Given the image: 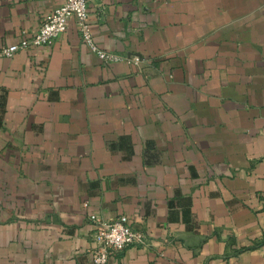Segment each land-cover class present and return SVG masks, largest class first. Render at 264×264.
Instances as JSON below:
<instances>
[{
	"label": "crops",
	"instance_id": "crops-1",
	"mask_svg": "<svg viewBox=\"0 0 264 264\" xmlns=\"http://www.w3.org/2000/svg\"><path fill=\"white\" fill-rule=\"evenodd\" d=\"M63 1L0 0V46ZM88 10L119 61L74 19L0 58V264H92L90 215L146 233L109 264H264V0Z\"/></svg>",
	"mask_w": 264,
	"mask_h": 264
},
{
	"label": "built area",
	"instance_id": "built-area-1",
	"mask_svg": "<svg viewBox=\"0 0 264 264\" xmlns=\"http://www.w3.org/2000/svg\"><path fill=\"white\" fill-rule=\"evenodd\" d=\"M100 0H64L51 15L44 18L37 31L7 46H0V58H11L18 51L33 47H50L65 31L68 21L74 19L82 42L104 64L120 60L114 53L100 49L94 42L89 21V4ZM137 59L134 60L136 62ZM94 223L93 247L88 250L92 264H109L111 258L129 246L147 247L146 233L136 230L125 215L115 219H100L90 215Z\"/></svg>",
	"mask_w": 264,
	"mask_h": 264
}]
</instances>
